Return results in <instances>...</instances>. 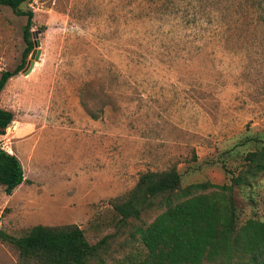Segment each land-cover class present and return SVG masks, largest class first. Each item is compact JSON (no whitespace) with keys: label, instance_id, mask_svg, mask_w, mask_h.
I'll return each mask as SVG.
<instances>
[{"label":"rangeland","instance_id":"1","mask_svg":"<svg viewBox=\"0 0 264 264\" xmlns=\"http://www.w3.org/2000/svg\"><path fill=\"white\" fill-rule=\"evenodd\" d=\"M19 8L32 11L39 57L24 75L32 45L0 92L13 115L0 147L24 176L8 195L0 185V232L75 224L88 243L104 240L86 264H117L137 250L131 225L156 213L121 223L112 209L141 172L175 167L181 185L229 184L245 154L264 145V0H28ZM24 22L0 5V72L20 61ZM250 182L233 186L239 223L264 215V175ZM0 264H19L1 237Z\"/></svg>","mask_w":264,"mask_h":264},{"label":"trees","instance_id":"2","mask_svg":"<svg viewBox=\"0 0 264 264\" xmlns=\"http://www.w3.org/2000/svg\"><path fill=\"white\" fill-rule=\"evenodd\" d=\"M26 1L0 0V5L25 16L20 61L13 69L0 72V92L7 79L23 67L32 47V11L19 8ZM12 116L0 106V135ZM245 162L243 171L231 175L229 184L203 181L181 185L175 167L141 172L124 198L111 204L112 209L121 223L139 221L145 211L156 213L148 222L131 225L130 236L137 250L117 264H264V215L239 223L233 199V186H248L252 179L264 175V145L248 151ZM22 181L18 158L0 147L3 192L10 194ZM0 237L15 247L19 264H86L97 256L104 242L88 243L75 224H35L21 236L0 232Z\"/></svg>","mask_w":264,"mask_h":264},{"label":"water","instance_id":"3","mask_svg":"<svg viewBox=\"0 0 264 264\" xmlns=\"http://www.w3.org/2000/svg\"><path fill=\"white\" fill-rule=\"evenodd\" d=\"M31 35H33L31 33ZM32 45L35 46V49H32L31 52H30V55H29V60L26 61V64H25V67L21 70L22 73L24 75L28 74L33 65H34V62L37 61L38 57H39V49H38V46H39V41L36 37V33H34V36H32Z\"/></svg>","mask_w":264,"mask_h":264},{"label":"crops","instance_id":"4","mask_svg":"<svg viewBox=\"0 0 264 264\" xmlns=\"http://www.w3.org/2000/svg\"><path fill=\"white\" fill-rule=\"evenodd\" d=\"M33 68V67H32ZM32 70V69H31ZM23 178H24V176H23ZM23 182H24V179H23V181L19 184V185H17L16 187H18V186H20V185H22L23 184ZM15 187V188H16Z\"/></svg>","mask_w":264,"mask_h":264}]
</instances>
